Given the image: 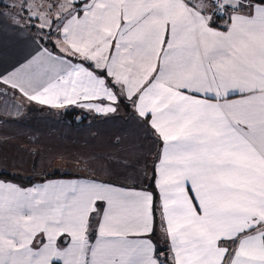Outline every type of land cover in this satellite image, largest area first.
<instances>
[{
	"label": "snow or ice",
	"instance_id": "snow-or-ice-1",
	"mask_svg": "<svg viewBox=\"0 0 264 264\" xmlns=\"http://www.w3.org/2000/svg\"><path fill=\"white\" fill-rule=\"evenodd\" d=\"M0 46V128L123 107L140 143L13 154L0 135V264H264V0H0ZM21 153L40 183L16 182ZM58 161L85 178L48 179ZM41 214L77 231L33 232Z\"/></svg>",
	"mask_w": 264,
	"mask_h": 264
},
{
	"label": "crops",
	"instance_id": "crops-1",
	"mask_svg": "<svg viewBox=\"0 0 264 264\" xmlns=\"http://www.w3.org/2000/svg\"><path fill=\"white\" fill-rule=\"evenodd\" d=\"M62 48H67L66 44H61ZM4 49L0 46V55ZM72 112V111H71ZM74 112L84 117L80 122L71 119L72 115L64 114L63 110H37L33 106L24 115L20 125H10L0 128V135L11 137L6 150L15 154L18 148L28 149L31 147L29 141H35L37 144L45 148L58 149L66 154H78L89 152H108L121 151L139 148L140 143L137 140V133L134 131V126L129 120L130 112L125 111L123 107L115 118L94 117L92 114L85 113L80 110ZM89 121H92L88 123ZM119 145V147H117ZM148 145H145L147 149ZM158 146L152 149L151 156H148V168L151 169L152 161L155 159ZM25 163L19 165L17 183L25 187H31L33 184H38L45 177L42 175L44 168L37 167L33 170V162L28 158L26 153H21ZM63 164L60 167L58 176H53L51 173L47 176L52 180H73L85 178L83 171L75 170L79 168L71 161L57 162ZM46 167V165L44 166ZM74 169V170H73ZM79 172V173H76ZM67 173H71L68 175ZM149 180L145 182L144 187L152 190L149 187L151 184V171L148 173ZM32 180V184H24ZM59 221V222H58ZM28 227L33 232L46 230L50 237L59 235V229L63 225L65 230L76 232L77 230L71 226L66 218L57 215L41 214L34 220L27 222ZM39 236H37V240Z\"/></svg>",
	"mask_w": 264,
	"mask_h": 264
},
{
	"label": "trees",
	"instance_id": "trees-1",
	"mask_svg": "<svg viewBox=\"0 0 264 264\" xmlns=\"http://www.w3.org/2000/svg\"><path fill=\"white\" fill-rule=\"evenodd\" d=\"M6 2H10V0H6ZM79 113H77V112H74V111H72L71 112V114L70 115H72V117H71V119H73L74 120V118H75V120L77 119V117L79 116L78 115ZM53 176H58V174L56 173V174H52ZM18 181H19V179H18ZM17 182V181H16ZM33 183V181L32 180H30V181H28L27 183L25 182L24 184H26V185H30V184H32Z\"/></svg>",
	"mask_w": 264,
	"mask_h": 264
},
{
	"label": "rangeland",
	"instance_id": "rangeland-1",
	"mask_svg": "<svg viewBox=\"0 0 264 264\" xmlns=\"http://www.w3.org/2000/svg\"><path fill=\"white\" fill-rule=\"evenodd\" d=\"M30 109H31V108H30ZM30 109H28V110H30ZM76 120H77V119H76ZM90 122H92V121H89L88 123H90ZM73 170H74V169H73ZM75 170H79V172L82 171L80 168H75ZM79 172L76 171V173H79Z\"/></svg>",
	"mask_w": 264,
	"mask_h": 264
},
{
	"label": "water",
	"instance_id": "water-1",
	"mask_svg": "<svg viewBox=\"0 0 264 264\" xmlns=\"http://www.w3.org/2000/svg\"><path fill=\"white\" fill-rule=\"evenodd\" d=\"M77 121H78V122H80V121H81V119H80V120H78V119H77Z\"/></svg>",
	"mask_w": 264,
	"mask_h": 264
}]
</instances>
